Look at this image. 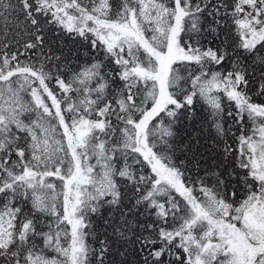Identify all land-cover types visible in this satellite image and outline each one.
<instances>
[{"label":"snow or ice","instance_id":"1","mask_svg":"<svg viewBox=\"0 0 264 264\" xmlns=\"http://www.w3.org/2000/svg\"><path fill=\"white\" fill-rule=\"evenodd\" d=\"M0 264H264V0H0Z\"/></svg>","mask_w":264,"mask_h":264}]
</instances>
